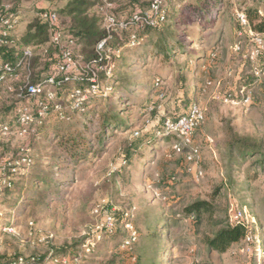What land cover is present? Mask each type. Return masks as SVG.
Returning a JSON list of instances; mask_svg holds the SVG:
<instances>
[{"label":"rangeland","instance_id":"rangeland-1","mask_svg":"<svg viewBox=\"0 0 264 264\" xmlns=\"http://www.w3.org/2000/svg\"><path fill=\"white\" fill-rule=\"evenodd\" d=\"M152 3L141 0V14H150ZM162 3L160 13L142 25L162 22ZM212 3L167 4L170 21L141 33V45L123 52L129 57L115 69L121 75L111 74L110 67L99 81L96 73L95 91L73 103L75 84L57 92L53 106L60 121L51 117L40 136L29 125L8 130L13 114L6 112L11 115L0 128V260L137 264L141 250L151 259L157 250L161 264H264V158L240 154L231 144L237 135L264 155V51L257 55L255 44L264 36L252 32L245 19L247 10L264 18V0H220L216 12H199ZM55 8L44 0L26 4L18 40L37 20L36 10ZM101 9L105 16L111 8ZM164 40L173 46L180 40L189 53L167 61L154 52ZM29 61L0 90V110L15 104L22 124L32 115L33 102L23 101L16 87L22 91L28 85ZM82 100L87 106L75 111ZM193 106L203 115L193 134V146L200 150L195 163L185 160V148L174 151L181 141L164 128L166 120L175 121ZM31 190L34 197L28 200ZM212 199L228 218L246 210L243 222L253 231L251 241L223 256L203 245L206 227L197 231L192 218L182 217L190 203ZM17 200V222L5 226ZM154 220L164 221L166 228L161 223L159 238L141 240L151 235ZM53 252L57 256L49 258Z\"/></svg>","mask_w":264,"mask_h":264},{"label":"trees","instance_id":"trees-1","mask_svg":"<svg viewBox=\"0 0 264 264\" xmlns=\"http://www.w3.org/2000/svg\"><path fill=\"white\" fill-rule=\"evenodd\" d=\"M33 1L34 0H0V12L2 15L19 18L18 24L12 26L10 29L0 26V90L4 87L3 85L5 81L15 77L19 72L18 70H20L19 68L22 65H25L27 60H24V52L29 49L32 55L29 58L30 61L28 60L30 67L28 85L22 91L20 87L16 88L17 91L19 90L21 92L23 101L26 99L33 102V110L31 111L32 115H30L27 122L23 124L20 123V115L14 110L16 106L15 104L8 109L0 110V121H3L0 124V128L4 123V120H7L11 115H8L7 113L12 112L13 115L11 116L13 117H11L8 130L19 129L18 131H20L23 130L26 125H29L28 130L34 132L33 134H35L36 137L40 136L41 130L45 127L51 117L60 121L58 118L60 114L57 115L54 113L53 106V102L57 97V92L61 93L62 91H65L67 85L75 84L76 88L70 90L72 96L69 97L73 103L82 93L86 91L89 93L90 89L92 92L93 90L95 91L97 82L94 79V76L96 73H99V81H101L103 80L102 76H105V69L113 67L111 74L117 72L115 69L123 66L122 64H124L127 57H129L124 56L123 52L128 51L127 49H136L141 45V33H146L148 30L159 29L170 21L166 5H171L175 2V0H162L163 3L161 6L163 10L165 9V12L162 22L156 26L150 27L138 23L131 25L127 24V27L120 28L118 24L129 23L135 16L143 15L141 14V0H107L113 6L109 13L117 24L107 30L104 25L103 13L102 15L100 14L102 11L101 7H104L103 0H44L56 6L55 10H36L35 17H37V20H34L27 25L24 35L18 40L16 37V31L21 20V11H23L22 9L26 4ZM219 2L220 0H215V3L203 5L204 8H199V12L206 13V15L210 12H216L219 8ZM5 5L8 6L7 11L4 10ZM207 6H209L208 13L207 9H205ZM42 12H54L57 15V24L51 26L49 23L42 21L38 17ZM123 16L125 18H123ZM245 19L252 32L264 36V18L261 15H258L256 10H247L245 12ZM55 31H59L61 35L58 44H53L51 42V36ZM165 40L161 42L157 51L155 48L154 52L163 55L167 61L173 58L176 54L189 53V51L187 52L185 43L180 40H177L178 42H176L174 46L168 45V42L166 43ZM103 41L104 44L99 48V45ZM23 45L25 47L22 48ZM73 49L78 50L77 54L73 52ZM64 51L71 52L72 58L78 63V70L60 73L54 77L53 83L42 86L39 93L33 96L29 95L28 89L30 87L42 84L52 77L54 74V68L62 61V53ZM5 65H8L11 68V71H5L3 69ZM39 65H41L42 68L37 69ZM87 65L89 68L85 69V66ZM180 65L181 64H179L178 67ZM117 70L118 72L116 75H121V70ZM84 85H87L88 87L86 88ZM52 87L54 90H52ZM77 91L80 93L77 94ZM49 94H52L53 96L51 97L50 102H47L46 98ZM72 105L74 107V104ZM86 106L87 100H82L76 109L74 107V110H84ZM40 113L43 114L40 115ZM162 130L163 136L167 135L165 134L163 126ZM46 136V134H43L40 139H43ZM231 144L239 147L240 154L246 155L250 153L252 155L261 156L260 158H264V155L258 151V149H260L259 146L251 144L237 135L234 136ZM127 162L128 161L126 160L124 161L125 165ZM261 163L263 164V161H261ZM17 184L19 183H11L9 187H14ZM49 188L50 185L47 186V189ZM9 189L11 190V188ZM29 194L28 200H31L34 197V190H31ZM213 201L214 199H212V201L196 200L190 203L184 207L182 217L192 218L197 231L201 226L206 227L207 232L203 237V245L208 252H216L221 255L227 253L235 245L244 242L253 231L247 224L240 221L231 224L226 213L223 214L220 209L214 205ZM16 204L18 205L16 206ZM16 204L15 211L8 216V221L4 223L5 226H12L13 222H17L20 201L17 200ZM163 222L164 221L161 220H154L148 227L151 235H141L139 238L141 240H146V237L152 239L159 238L158 225L162 223L165 227L166 224ZM167 252L168 249L166 248V253ZM153 253L155 256L151 259L147 255L146 250H141L139 252L140 255L137 258V264H161L160 253H158L157 250L153 251ZM55 256H57V252H53L49 258H54ZM17 259L13 257L5 258L0 261L16 262ZM24 264H42V261L33 257L29 259V261L24 262Z\"/></svg>","mask_w":264,"mask_h":264},{"label":"built area","instance_id":"built-area-1","mask_svg":"<svg viewBox=\"0 0 264 264\" xmlns=\"http://www.w3.org/2000/svg\"><path fill=\"white\" fill-rule=\"evenodd\" d=\"M103 1H104L105 8L113 7L112 4L108 2L107 0H103ZM159 5H160V0H153V3L150 6L151 7L150 14L146 13L145 15L135 16L129 23L118 24L119 27L125 28L127 27V24L128 25L138 24V23L148 24L149 20L151 19L149 15L153 13H157V12L158 14L160 13ZM4 10L5 11L8 10L7 5L4 6ZM38 17L42 21L49 23L51 26H55L57 24V15L54 12H42L38 15ZM18 21H19L18 17H11V16L7 17V16L2 15V13L0 12V26L5 27L6 29H10L12 28V26H16L18 24ZM104 23L106 26L105 28L107 30L117 25L115 23L114 18L108 12L104 16ZM60 39H61V35L59 31H55L51 36V42L53 44H58L60 42ZM103 44H104V41L99 45V48H101ZM255 44L258 50L256 53L257 55L258 54L260 55L261 52L263 53L264 51V39L262 38L255 39ZM31 55L32 54L30 50L27 49L24 52V60L28 61ZM78 68H79L78 63L72 58L71 52L64 51L62 53V61L54 68V72H53L54 74L52 75V77L46 80L45 82H43L42 84H37L35 86L30 87L28 89L29 95L33 96L39 93L42 86L53 83L54 77L59 75L60 73L77 71ZM88 68H89L88 65L85 66V69H88ZM3 69L7 72L11 71V68L8 65H5ZM263 75H264V69H263ZM248 101H249V98H246L244 102L247 103ZM202 119H203V115H202L201 110L198 107L193 106L189 109V111L185 115L178 117L175 121H171L168 119L164 123L165 130L169 134L174 135L175 137H177V139L181 141V144H176L173 147L174 151L176 153H181L183 152L185 148L187 150L185 152V160H187L188 162L195 163L196 161H198L200 157V150L198 149V147L193 146V134L197 126L201 123ZM198 175L199 176L201 175L200 171L198 172ZM245 212L246 210H244L242 213L241 212L233 213V215H230L229 217V222L231 224L238 222V221L243 222V216H245ZM244 222L245 224H249L248 222H246V219ZM107 224L109 226H112L110 219L109 220L107 219ZM128 227L132 229L131 226H128ZM133 235L135 236V233H133ZM251 235L252 234H250L245 240L251 241L252 240ZM134 239L135 237H131V240H132L131 242H133ZM259 240L260 239H258V241ZM18 261L21 262L20 260H17L16 262L0 261V264H21Z\"/></svg>","mask_w":264,"mask_h":264},{"label":"crops","instance_id":"crops-1","mask_svg":"<svg viewBox=\"0 0 264 264\" xmlns=\"http://www.w3.org/2000/svg\"><path fill=\"white\" fill-rule=\"evenodd\" d=\"M238 245H235L231 250H229L228 252H233L234 250H235V248L237 247ZM227 252V253H228ZM214 254H218V253H216V252H213ZM227 253H225V254H227ZM225 254H218V256H223V255H225Z\"/></svg>","mask_w":264,"mask_h":264}]
</instances>
